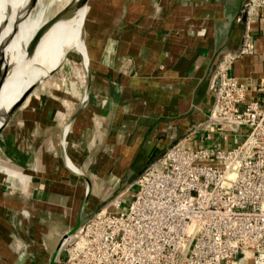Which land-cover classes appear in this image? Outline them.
<instances>
[{"label":"crops","instance_id":"crops-1","mask_svg":"<svg viewBox=\"0 0 264 264\" xmlns=\"http://www.w3.org/2000/svg\"><path fill=\"white\" fill-rule=\"evenodd\" d=\"M248 2L87 0L86 63L58 67L0 134V159L24 179L14 190L0 173V264H63L65 235L115 198L126 206L139 174L206 120L226 53L245 102L259 99L264 5L247 15Z\"/></svg>","mask_w":264,"mask_h":264},{"label":"built area","instance_id":"built-area-1","mask_svg":"<svg viewBox=\"0 0 264 264\" xmlns=\"http://www.w3.org/2000/svg\"><path fill=\"white\" fill-rule=\"evenodd\" d=\"M235 56L217 67L206 120L139 174L126 206L115 198L65 235L63 264H231L247 252L264 264V78L245 102L227 73Z\"/></svg>","mask_w":264,"mask_h":264},{"label":"bare ground","instance_id":"bare-ground-1","mask_svg":"<svg viewBox=\"0 0 264 264\" xmlns=\"http://www.w3.org/2000/svg\"><path fill=\"white\" fill-rule=\"evenodd\" d=\"M45 12L41 0H0V125L22 93L41 81L43 77L35 80L31 70L50 64L55 58L53 52L65 50L68 59L75 50L83 63L87 61L83 43L85 0H67L50 18ZM7 183L12 184L11 178Z\"/></svg>","mask_w":264,"mask_h":264},{"label":"rangeland","instance_id":"rangeland-1","mask_svg":"<svg viewBox=\"0 0 264 264\" xmlns=\"http://www.w3.org/2000/svg\"><path fill=\"white\" fill-rule=\"evenodd\" d=\"M41 1H42V4L44 6H46L45 16L50 18V17H52L53 15H55L57 13V11L63 6V4L67 0H41ZM70 48H72V46H70ZM73 53L75 55H73L72 58L66 59L68 53H66L65 50L62 51V52H58V53L53 52V56L55 58L54 59H51L52 62L50 64H48V65L46 64V65H41V66L34 67L31 70V73H32V75H35L36 76V79L35 80H37V79H39L41 77H43V78L41 79V81H38V82L35 83V86H34V88H33L32 91H34L42 83V81H44L46 78H48L50 76L48 74L53 69H55L54 71H56V69L58 67H60L61 65H68V66L73 67V65L76 64V63L73 62L72 59H76V58L79 57L78 54H77V52L75 50H73ZM57 55H58V58H57ZM59 58H60V61L57 60ZM78 60L81 61L80 57L78 58ZM34 81H32V82H34ZM26 88H24V89H26ZM0 171H1L0 173L4 177H6V183H7V179L8 178H11L12 184L10 186L14 190H21L22 191L24 189V188H22L23 185L22 186L19 185V182L24 181V179L22 178V175L23 174L20 173V171L18 170V168L14 167V166H12V165L8 164L7 162H5V161H3V160L0 159ZM7 184L9 185V183H7ZM9 189L10 188H7V191ZM134 189H136V188H134Z\"/></svg>","mask_w":264,"mask_h":264},{"label":"water","instance_id":"water-1","mask_svg":"<svg viewBox=\"0 0 264 264\" xmlns=\"http://www.w3.org/2000/svg\"><path fill=\"white\" fill-rule=\"evenodd\" d=\"M87 2V0H85V3ZM56 17V16H55ZM53 17L50 22L55 18ZM55 69H53L52 71L49 72L48 75H51L53 73ZM6 70L1 74V78H3V76L5 75ZM35 86V83H33L32 85H30L20 96V98L10 107L9 111L5 114L4 120L2 122V124L0 125V134L3 130V128L5 127V125L8 123L9 119L11 118V116L13 115V113L20 107V105L23 103V101L25 100V98L28 96V94L33 90Z\"/></svg>","mask_w":264,"mask_h":264}]
</instances>
